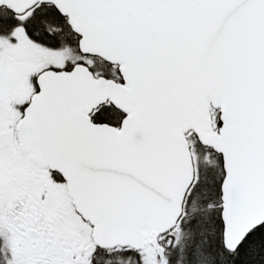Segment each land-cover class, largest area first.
Masks as SVG:
<instances>
[{
    "label": "snow or ice",
    "instance_id": "snow-or-ice-1",
    "mask_svg": "<svg viewBox=\"0 0 264 264\" xmlns=\"http://www.w3.org/2000/svg\"><path fill=\"white\" fill-rule=\"evenodd\" d=\"M0 264H264V0H0Z\"/></svg>",
    "mask_w": 264,
    "mask_h": 264
}]
</instances>
